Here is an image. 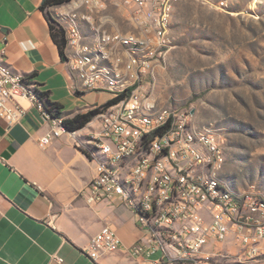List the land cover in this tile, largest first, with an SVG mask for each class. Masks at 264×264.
Segmentation results:
<instances>
[{
	"label": "built area",
	"instance_id": "2783aa9c",
	"mask_svg": "<svg viewBox=\"0 0 264 264\" xmlns=\"http://www.w3.org/2000/svg\"><path fill=\"white\" fill-rule=\"evenodd\" d=\"M177 1L67 0L54 6L52 16L66 33L72 90L111 95L94 108L100 130L84 143L97 175L80 195L92 204L130 208L144 232L130 251L147 258L159 252L153 264H262L264 194L232 190L221 178L220 136L195 123V108L161 103L156 93ZM204 1L227 6L226 0ZM42 92L0 50V117L16 123L27 99L51 121L43 143L75 133L63 116L49 112ZM119 247L106 225L92 236L87 252L98 260Z\"/></svg>",
	"mask_w": 264,
	"mask_h": 264
},
{
	"label": "crops",
	"instance_id": "0c3cea01",
	"mask_svg": "<svg viewBox=\"0 0 264 264\" xmlns=\"http://www.w3.org/2000/svg\"><path fill=\"white\" fill-rule=\"evenodd\" d=\"M43 2L0 0V50L13 68L31 75L51 101L62 104L64 118H72L111 95L72 90L71 72L51 35ZM21 102L26 112L16 123L0 117V264H153L159 252L147 258L130 251L144 233L130 208L92 204L80 195L97 175L84 141L97 136L99 121L45 144L41 139L51 121L36 102ZM106 225L116 232L120 247L94 260L88 244Z\"/></svg>",
	"mask_w": 264,
	"mask_h": 264
},
{
	"label": "rangeland",
	"instance_id": "374dc122",
	"mask_svg": "<svg viewBox=\"0 0 264 264\" xmlns=\"http://www.w3.org/2000/svg\"><path fill=\"white\" fill-rule=\"evenodd\" d=\"M226 4L176 2L156 93L195 108V123L220 136L221 178L232 190L264 194V0Z\"/></svg>",
	"mask_w": 264,
	"mask_h": 264
},
{
	"label": "trees",
	"instance_id": "16d2710c",
	"mask_svg": "<svg viewBox=\"0 0 264 264\" xmlns=\"http://www.w3.org/2000/svg\"><path fill=\"white\" fill-rule=\"evenodd\" d=\"M66 1L67 0H44V2L41 5L42 10L46 13V16L49 20L51 35L54 41L57 43L60 49V54L64 60H67V55H66L67 38H66L65 29L50 14L49 9L54 6L61 5ZM41 99L44 101L45 106L47 107L49 112L55 113L57 116H62V110H63L62 104L51 101L49 98V92H42ZM110 103H112V101ZM98 112L99 109H92L86 113H78L72 118H65L64 123L68 128V130L77 131L85 127Z\"/></svg>",
	"mask_w": 264,
	"mask_h": 264
}]
</instances>
